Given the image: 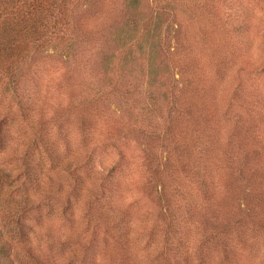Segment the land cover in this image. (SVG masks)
I'll return each instance as SVG.
<instances>
[{"label":"rangeland","instance_id":"374dc122","mask_svg":"<svg viewBox=\"0 0 264 264\" xmlns=\"http://www.w3.org/2000/svg\"><path fill=\"white\" fill-rule=\"evenodd\" d=\"M70 8L0 69L1 264H264V0Z\"/></svg>","mask_w":264,"mask_h":264},{"label":"trees","instance_id":"16d2710c","mask_svg":"<svg viewBox=\"0 0 264 264\" xmlns=\"http://www.w3.org/2000/svg\"><path fill=\"white\" fill-rule=\"evenodd\" d=\"M75 1L0 0V69L9 73L19 68L25 55L45 51L49 42L62 36L72 37L70 7ZM4 251L1 244L0 258Z\"/></svg>","mask_w":264,"mask_h":264}]
</instances>
